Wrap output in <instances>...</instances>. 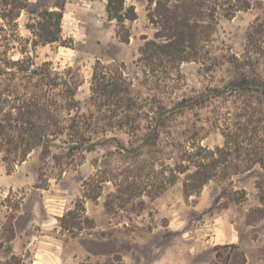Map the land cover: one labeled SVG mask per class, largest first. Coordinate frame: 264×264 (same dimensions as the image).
<instances>
[{
  "label": "rangeland",
  "instance_id": "obj_1",
  "mask_svg": "<svg viewBox=\"0 0 264 264\" xmlns=\"http://www.w3.org/2000/svg\"><path fill=\"white\" fill-rule=\"evenodd\" d=\"M61 5L60 39L35 46L43 13ZM130 7L136 18L121 22L107 0H0L5 124L41 102L62 121L89 112L98 61L121 66L148 107L188 103L127 178L114 142L70 156L64 133L50 137L49 157L37 146L23 161L24 148L7 161L0 150V264H264V0H125L123 12ZM167 14L194 26L195 45L188 39L177 53L184 61L143 56L148 40L167 41ZM244 77L262 85L231 83ZM65 81L78 84L77 109ZM141 123L140 142L148 134ZM114 132L127 145L136 139ZM201 145L226 153L210 156L216 176L186 194ZM181 165L192 167L170 171ZM76 203L66 228L61 217Z\"/></svg>",
  "mask_w": 264,
  "mask_h": 264
},
{
  "label": "trees",
  "instance_id": "obj_2",
  "mask_svg": "<svg viewBox=\"0 0 264 264\" xmlns=\"http://www.w3.org/2000/svg\"><path fill=\"white\" fill-rule=\"evenodd\" d=\"M124 2L125 0H107V11L111 18L121 22L126 18L130 20L136 18V11L133 7L127 9V12H123ZM170 13L173 12L170 11ZM63 15L64 5L59 6V10H47L43 13L44 21L40 25V33L36 34L35 46L53 43L60 39ZM177 19L176 16L166 15V21L162 22V28L169 36L167 41L158 43L154 40H148L142 48L144 57L151 59L156 54H161L163 56L168 55L173 62L177 58H181V61L187 59L186 57H179L181 55H177V53L184 52V48L181 46H184L185 41H189L188 39L191 40V46L195 45V29L187 22L180 23L176 21L172 24ZM261 82V80H249L247 77L242 80L231 81L236 86L244 84L262 85ZM65 83L69 106L72 109H77L76 92L78 84L73 86L71 83V86L67 81ZM54 84H58L56 79ZM90 101L93 109L87 113L79 111L75 115H71L68 120L63 119V121L68 122L67 125L62 124L63 121L57 113V108H54L56 113L50 114V107L43 102L37 103V108H35L37 111H34V105L30 104L27 111L20 112V117L5 118L6 124L0 120V129L2 131L7 129L0 141V150L5 152L4 160L11 159L13 152H18L19 149L24 148V151L20 153L21 155L16 154L23 161L31 149L37 146L42 147V158H47L52 153V138L50 137L52 136L55 139L66 133L69 138L64 143L67 145V154L70 156L78 151H91L98 145L114 142L116 152L123 156V162L129 163L128 166L130 167L122 169L124 172L122 175L127 178V174L134 172L132 164H135L136 161L140 162L146 148L157 144L162 130L167 127L168 121L188 106L187 100L183 99L171 105L159 104L148 107L134 91L133 81L125 74L121 66L107 65L101 61H98L95 65L92 75ZM36 113L37 117L35 119L34 116L36 115L34 114ZM44 115L49 117L48 121L45 120ZM142 119H147L148 126L146 130L148 134L146 139L140 142L137 139V134L143 128ZM115 130L128 135L135 133L136 139H134V142L129 140L127 145L121 141L117 132H114ZM109 132H114L115 135L109 136ZM138 141L140 143L135 145L134 143ZM219 152L223 156L226 153L225 147H217V150H213L201 145L198 153H191V155H197L199 161L193 164L195 170L188 174L189 176L184 182L186 194L193 190L198 191L216 176L217 171L215 168L218 167L219 160L218 158L212 160L209 158L218 155ZM127 154H132V157ZM54 158L60 162L61 156L54 155ZM181 167L182 169H171L170 171L185 173L191 170L192 165H181ZM173 173H171V176L175 175ZM103 181L105 182L107 179ZM165 187L166 184L161 186L163 189ZM84 196L86 197V195ZM79 207L80 204L76 203L74 209L69 210L61 217L66 228L69 226V218H75ZM85 219L89 220L88 217H85Z\"/></svg>",
  "mask_w": 264,
  "mask_h": 264
}]
</instances>
